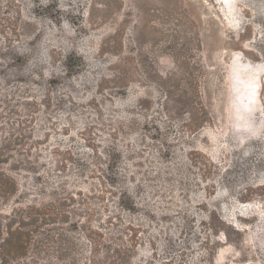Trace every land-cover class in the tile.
<instances>
[{"label": "rangeland", "instance_id": "obj_1", "mask_svg": "<svg viewBox=\"0 0 264 264\" xmlns=\"http://www.w3.org/2000/svg\"><path fill=\"white\" fill-rule=\"evenodd\" d=\"M0 147L10 264H264V0H0Z\"/></svg>", "mask_w": 264, "mask_h": 264}, {"label": "trees", "instance_id": "obj_2", "mask_svg": "<svg viewBox=\"0 0 264 264\" xmlns=\"http://www.w3.org/2000/svg\"><path fill=\"white\" fill-rule=\"evenodd\" d=\"M4 151L5 147H0V164L4 162L1 160ZM15 189L13 178L0 169V198H7ZM135 205L129 196L125 202L120 203V207L128 211ZM56 215L58 214L51 206L38 207L27 204L23 208L12 209L11 213L3 218L4 223L0 217V264H10L12 260L22 259L30 253L37 258L43 257L45 244L55 240L50 236L38 238L40 223L51 221ZM91 239L96 246L98 240L94 237Z\"/></svg>", "mask_w": 264, "mask_h": 264}, {"label": "flooded vegetation", "instance_id": "obj_3", "mask_svg": "<svg viewBox=\"0 0 264 264\" xmlns=\"http://www.w3.org/2000/svg\"><path fill=\"white\" fill-rule=\"evenodd\" d=\"M256 84L258 83L250 82L247 78L245 79V77H239L235 80V92L239 93L243 91V93L245 92L244 95L252 100L254 98Z\"/></svg>", "mask_w": 264, "mask_h": 264}, {"label": "bare ground", "instance_id": "obj_4", "mask_svg": "<svg viewBox=\"0 0 264 264\" xmlns=\"http://www.w3.org/2000/svg\"><path fill=\"white\" fill-rule=\"evenodd\" d=\"M118 1H120V0H118ZM134 1V0H133ZM92 2V1H91ZM128 5V4H127ZM129 5H130V3H129ZM133 13V9H131V8H126L125 10H123V18H122V20L120 21H118V27H122L127 21H129V20H131L132 19V17H131V14ZM121 16V15H120ZM114 17V16H113ZM90 19V18H89ZM103 19V18H102ZM112 20V19H111ZM115 20V19H114ZM101 21V20H100ZM136 21V20H135ZM110 26V25H109ZM76 27L78 28V30H80L81 28H82V26L80 25V24H76ZM92 27V26H91ZM117 27V28H118ZM67 29V27L65 28V30ZM69 29V28H68ZM64 30V29H63ZM83 30V29H82ZM92 30V29H91ZM69 32V31H68ZM116 32V31H115ZM65 34V33H64ZM68 34V33H67ZM117 34H119L118 32H117ZM126 34V33H125ZM69 35H71V34H69ZM70 37V36H69ZM128 37V36H127ZM86 39H87V37H86ZM91 39V38H90ZM105 39V38H104ZM88 40V39H87ZM89 41V40H88ZM128 41V40H127ZM91 42V41H90ZM93 42V41H92ZM131 42V41H130ZM85 43H86V41H85ZM87 44V43H86ZM94 44V43H93ZM132 44V43H131Z\"/></svg>", "mask_w": 264, "mask_h": 264}]
</instances>
